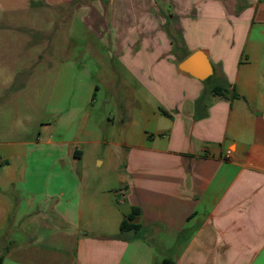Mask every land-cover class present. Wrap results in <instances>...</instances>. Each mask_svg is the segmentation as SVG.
Listing matches in <instances>:
<instances>
[{"label": "crops", "instance_id": "obj_1", "mask_svg": "<svg viewBox=\"0 0 264 264\" xmlns=\"http://www.w3.org/2000/svg\"><path fill=\"white\" fill-rule=\"evenodd\" d=\"M77 23L130 91L104 115ZM0 34V264H264V0H0ZM198 49L204 80L179 68ZM43 71L49 101L35 80L8 109Z\"/></svg>", "mask_w": 264, "mask_h": 264}, {"label": "rangeland", "instance_id": "obj_2", "mask_svg": "<svg viewBox=\"0 0 264 264\" xmlns=\"http://www.w3.org/2000/svg\"><path fill=\"white\" fill-rule=\"evenodd\" d=\"M75 35H74V42L71 41V52L70 56L72 58V62L75 63L76 67V75H79L82 80L85 82H91L92 87L94 84H99V89H94V92H96V95L94 96V103L97 106V114L104 115L106 111H109L111 109L116 108V98L118 97L117 94L127 96L129 97L130 91L128 89H123L119 87H107L104 85L101 77L103 74H105L104 70L106 68H103L102 71H97L96 65L94 62L102 63V64H114V60L111 59L110 52H108V46L106 42L100 41L96 36L93 34H88L84 32V28H79V26H82L80 24L75 25ZM2 34H0V61L6 62L8 65L12 66L15 65L14 56L12 57L11 54L14 53V50L19 49L18 45H16L15 41L13 40L10 42H3V39L1 38ZM46 47V46H44ZM4 49L7 50L6 54H4ZM96 51L101 52L103 56H98ZM91 55V56H90ZM93 59L95 61H93ZM85 63V64H83ZM118 64V62H115ZM99 65V64H98ZM86 67V68H85ZM36 77L30 82L31 84L27 89H25V92L20 96H11L13 94V89L10 90V92L7 95L8 98V109L10 108L13 111V108L15 107L14 100L18 99V101H26V98H29L30 96L34 97L36 90L31 86L33 85L34 81H42V86L40 87V93L41 95L38 96V93H36V97L42 100L43 105L46 104L47 101H49V98L51 96V88L49 86V81H52L54 77V73H47V72H39ZM134 80L133 78H131ZM29 82V81H27ZM77 92V90H76ZM32 93V95L30 94ZM34 94V95H33ZM11 96V97H10ZM35 98V97H34ZM112 99V102H104L105 99ZM19 101V102H20ZM45 103V104H44ZM18 105V104H17ZM21 106V105H20ZM26 106V105H25ZM11 111V112H12ZM13 113V112H12ZM107 176L112 177V173L110 171H107ZM114 184V183H113ZM115 186V185H114ZM116 188V187H115ZM114 193V191H112Z\"/></svg>", "mask_w": 264, "mask_h": 264}, {"label": "water", "instance_id": "obj_3", "mask_svg": "<svg viewBox=\"0 0 264 264\" xmlns=\"http://www.w3.org/2000/svg\"><path fill=\"white\" fill-rule=\"evenodd\" d=\"M182 71L204 80L213 73V67L208 55L201 49L191 53L179 64Z\"/></svg>", "mask_w": 264, "mask_h": 264}, {"label": "trees", "instance_id": "obj_4", "mask_svg": "<svg viewBox=\"0 0 264 264\" xmlns=\"http://www.w3.org/2000/svg\"><path fill=\"white\" fill-rule=\"evenodd\" d=\"M226 87L218 86L214 89V93L225 95ZM140 215V209L138 207H133L131 211L123 218L120 229L122 231L135 230L138 231L141 228L140 223L138 222V217ZM161 264H175L171 258H164Z\"/></svg>", "mask_w": 264, "mask_h": 264}]
</instances>
